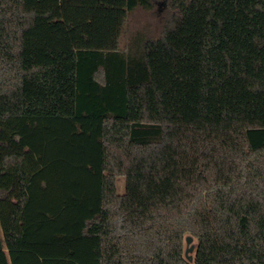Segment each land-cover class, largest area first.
Wrapping results in <instances>:
<instances>
[{"label":"trees","instance_id":"obj_1","mask_svg":"<svg viewBox=\"0 0 264 264\" xmlns=\"http://www.w3.org/2000/svg\"><path fill=\"white\" fill-rule=\"evenodd\" d=\"M171 2L0 0V264H264V0Z\"/></svg>","mask_w":264,"mask_h":264},{"label":"rangeland","instance_id":"obj_2","mask_svg":"<svg viewBox=\"0 0 264 264\" xmlns=\"http://www.w3.org/2000/svg\"><path fill=\"white\" fill-rule=\"evenodd\" d=\"M153 2L154 6L151 9L138 7L129 13L121 37L122 46H125L137 33H144L148 37L156 39L161 36L166 28L173 27L180 18L181 14L171 0H153ZM117 188L121 194L125 191V179L123 177L117 179ZM191 244H194L195 249L189 255L194 257L197 240L194 238ZM190 245H187L186 241L184 242V252Z\"/></svg>","mask_w":264,"mask_h":264},{"label":"water","instance_id":"obj_3","mask_svg":"<svg viewBox=\"0 0 264 264\" xmlns=\"http://www.w3.org/2000/svg\"><path fill=\"white\" fill-rule=\"evenodd\" d=\"M193 240H194V238H193V236H191V235H188V236H186V238H185V241H186L187 245H190V244L193 242ZM194 249H195L194 244H191L190 247H188L187 250H186V252H185L186 257H187L190 261H192L193 257H192L191 255H189V253H190V252H193Z\"/></svg>","mask_w":264,"mask_h":264}]
</instances>
